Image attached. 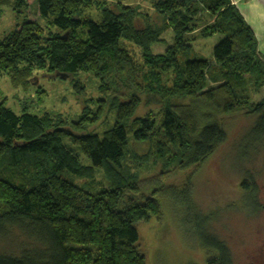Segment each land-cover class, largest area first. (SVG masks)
Segmentation results:
<instances>
[{"label":"trees","instance_id":"1","mask_svg":"<svg viewBox=\"0 0 264 264\" xmlns=\"http://www.w3.org/2000/svg\"><path fill=\"white\" fill-rule=\"evenodd\" d=\"M92 5L94 0H15L16 11L34 6L36 16L0 35V75H9L13 86L28 87L38 70L54 76L84 71L99 79L103 95L97 110L76 120L18 114L0 99V264H146L137 224L161 209L156 196L140 197L139 170L126 165L131 141L150 144L132 158L139 166L160 164L163 176L172 165L187 169L208 159L227 138L222 116L243 112L256 120L239 156L264 147V96L251 100L264 88V55L232 0H155L166 24L141 28L135 6L104 8L101 20L83 17ZM168 29L172 45L153 52ZM217 32L224 37L210 58L194 52V40ZM144 96L145 103L159 100L162 106L136 116ZM106 107L116 109L114 124L103 133L90 130ZM170 186L172 195L183 194L192 204L189 181ZM240 186L251 209L260 208L251 173ZM207 217L200 215L209 224L214 215ZM199 225L209 247L218 250L209 264H233L228 244ZM1 244L16 246L3 250Z\"/></svg>","mask_w":264,"mask_h":264},{"label":"rangeland","instance_id":"2","mask_svg":"<svg viewBox=\"0 0 264 264\" xmlns=\"http://www.w3.org/2000/svg\"><path fill=\"white\" fill-rule=\"evenodd\" d=\"M6 1L0 3V35L13 30L27 16H36L34 6L28 11L20 9L18 12L15 0ZM154 1L94 0V5L84 9L81 15L101 20L104 8L116 9L117 4L123 3L135 6L141 12L136 21L137 27H144L147 23L163 26L166 23L157 13ZM39 21L42 25H48L46 18L39 17ZM259 25L262 23L259 22ZM173 37V31L166 30L163 34L165 41L153 45V52H164L172 45ZM223 37L219 32L208 38L199 37L192 42L194 52L210 58L213 47ZM256 39L257 49L264 55L257 36ZM133 54L142 62L139 51L135 50ZM77 82L84 85V91H79ZM152 93H147V96ZM252 95V102L258 101L264 96V88L254 91ZM102 96L99 79L91 72L79 71L71 76H54L48 71L38 70L26 88L13 86L9 75H0V99L18 114L30 112L41 115L50 112L76 120L84 112L97 110ZM145 96L136 116H143L148 111L157 112L162 106L159 100L145 103ZM157 98L160 99L159 95ZM100 116L88 128L103 133L114 124L116 109L106 107ZM255 120V115L243 112L222 116L227 138L214 153L204 162L187 169H175L172 165L173 170L166 171L163 176L160 164L150 161L139 166L132 158L133 151L146 153L150 147L148 142L129 143L130 155L126 165L134 172L139 170L140 197L156 196L161 209L158 215H152L137 224L140 235L138 246L146 257V264H209L211 257L218 256V250L209 247L207 240L203 239L204 230L199 223L205 224L206 231H210L209 236L218 235L228 244L233 264H264V147L259 152L246 153V156H242L244 158L239 156L240 142ZM246 172L251 173L259 186L257 201L262 205L255 211L251 209L253 204H249L243 197L240 186ZM98 177L102 178L101 173ZM188 181L190 199L195 209L183 194L172 195L169 189L172 187L170 185L180 188ZM211 213L214 217L209 220V224L200 218V215L209 217ZM15 246L5 248L1 244L3 250L14 249Z\"/></svg>","mask_w":264,"mask_h":264},{"label":"crops","instance_id":"3","mask_svg":"<svg viewBox=\"0 0 264 264\" xmlns=\"http://www.w3.org/2000/svg\"><path fill=\"white\" fill-rule=\"evenodd\" d=\"M245 20L253 28L264 53V0H232ZM259 22L262 25H259Z\"/></svg>","mask_w":264,"mask_h":264},{"label":"water","instance_id":"4","mask_svg":"<svg viewBox=\"0 0 264 264\" xmlns=\"http://www.w3.org/2000/svg\"><path fill=\"white\" fill-rule=\"evenodd\" d=\"M62 76H67V75H65V74H62Z\"/></svg>","mask_w":264,"mask_h":264}]
</instances>
